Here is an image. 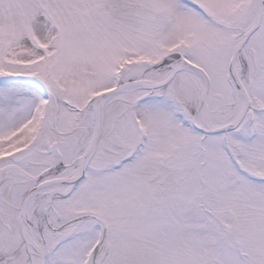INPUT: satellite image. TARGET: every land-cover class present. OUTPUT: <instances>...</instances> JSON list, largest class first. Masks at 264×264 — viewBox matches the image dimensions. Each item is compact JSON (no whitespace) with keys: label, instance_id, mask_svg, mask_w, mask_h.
Listing matches in <instances>:
<instances>
[{"label":"snow or ice","instance_id":"snow-or-ice-1","mask_svg":"<svg viewBox=\"0 0 264 264\" xmlns=\"http://www.w3.org/2000/svg\"><path fill=\"white\" fill-rule=\"evenodd\" d=\"M0 264H264V0H0Z\"/></svg>","mask_w":264,"mask_h":264}]
</instances>
